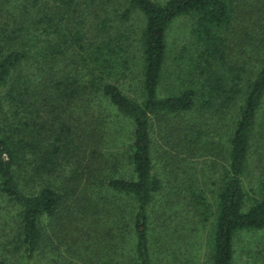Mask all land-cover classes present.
<instances>
[{
    "label": "trees",
    "instance_id": "trees-1",
    "mask_svg": "<svg viewBox=\"0 0 264 264\" xmlns=\"http://www.w3.org/2000/svg\"><path fill=\"white\" fill-rule=\"evenodd\" d=\"M0 196V264H197L189 235L237 264L264 233V0H0Z\"/></svg>",
    "mask_w": 264,
    "mask_h": 264
},
{
    "label": "rangeland",
    "instance_id": "rangeland-1",
    "mask_svg": "<svg viewBox=\"0 0 264 264\" xmlns=\"http://www.w3.org/2000/svg\"><path fill=\"white\" fill-rule=\"evenodd\" d=\"M158 1H163V0H158ZM186 31H187V26L185 24V20L184 19H179L176 20L173 25L171 26L169 33H168V43L170 44V49L173 51V54L170 56L168 63L169 64H174L173 62V55L176 53V51H181L180 48L178 47L177 50H175L174 47V42L180 41L182 43L185 42L186 40ZM188 38V37H187ZM134 54V53H133ZM231 54H234L235 56L239 55L238 52H236L235 49L231 50ZM125 89V88H124ZM128 91L130 96H133L132 91H130L129 89H125V92ZM222 139H224V137H222ZM196 162H194V164L192 165V167L194 166L196 168V172H201L200 170L205 169L203 168V165H206L205 167H208L206 170L207 175L210 177L212 175L213 172H215V170L219 169V167L222 165V162L220 160L216 161L214 165H212V171H210V163H206L203 164L201 161L199 160H195ZM160 164V162L158 163ZM191 167V168H192ZM166 176V173H165ZM208 177V178H209ZM210 180V178H209ZM208 185L209 187H211L210 185V181H208ZM207 190V188H206ZM208 192H210L209 190H207ZM210 198V197H209ZM208 198V199H209ZM175 209H179L178 206H173L171 213L174 214ZM15 208L12 206L11 203H9L7 200H5L2 196H0V236H6L11 229L12 226V219L11 217L13 216L14 212H15ZM181 214V212L179 213V215ZM156 224V222H155ZM190 225V223H189ZM170 226V223H169ZM192 226V225H191ZM198 232L203 231L202 229H198ZM204 233V231H203ZM90 236V235H89ZM204 235H189L188 236V242L190 243H186L185 242H181V243H186L185 245H188L187 247V251H189L190 253L197 255L198 257V261L197 264H202V256H203V252L200 250V240H202ZM89 240H91V237H88ZM260 240H262L263 242H260ZM2 243V241L0 240V244ZM264 245V233L262 234H257V235H243L242 237L238 238L237 242H236V247H235V253H236V261L237 264H264V253L260 252L257 254H253V252H257L259 251L260 248H262V246ZM86 246V250H78L76 249L75 246H73L70 243H65L62 244L60 246V255H59V259H56V264H75V260L77 258H80L83 255L89 256L90 255V249L88 248V246H90V242H88ZM126 249L127 245L124 244L123 245ZM6 253L4 252L3 248L0 247V256H5ZM252 257L257 258V259H252ZM35 264H53L50 263L48 261H46L45 259H43V257H41L40 259L36 260Z\"/></svg>",
    "mask_w": 264,
    "mask_h": 264
}]
</instances>
